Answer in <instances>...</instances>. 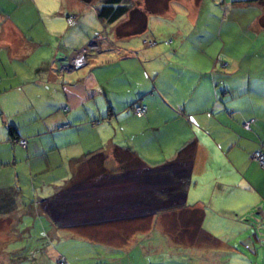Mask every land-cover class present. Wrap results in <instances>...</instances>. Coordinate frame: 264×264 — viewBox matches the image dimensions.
<instances>
[{"label": "crops", "instance_id": "1", "mask_svg": "<svg viewBox=\"0 0 264 264\" xmlns=\"http://www.w3.org/2000/svg\"><path fill=\"white\" fill-rule=\"evenodd\" d=\"M123 1L109 23L104 0H0V222L37 215L56 229L50 243L99 246L109 260L214 264L200 249L231 251L264 227L252 158L264 144V0H228L188 46H147L184 35L148 24L184 10L197 28L206 0ZM101 32L109 48L62 67L58 53Z\"/></svg>", "mask_w": 264, "mask_h": 264}, {"label": "rangeland", "instance_id": "2", "mask_svg": "<svg viewBox=\"0 0 264 264\" xmlns=\"http://www.w3.org/2000/svg\"><path fill=\"white\" fill-rule=\"evenodd\" d=\"M209 1L210 4H208ZM226 2H228V0H221V6L217 4L214 6L213 0H206L204 4V16L201 13L197 28L193 27L194 23L191 27L192 23H189L187 19H185L183 15L185 13L184 10L179 11L182 12L181 18H177L174 22L159 20L155 21L153 25L149 23L148 28L155 30L156 34H162L158 32L167 30L180 29L184 34L182 38L170 36V40H166L171 41L170 45L178 44L182 40H185L184 46L191 45L190 41L194 39L195 34L203 28L209 29L210 18H215L217 20V18L225 12L224 7H226ZM207 5L208 7H206ZM203 17H205L206 20ZM74 22L75 20L72 24H74ZM169 32L172 31L166 33ZM154 41L159 45H165L163 44L164 39H155ZM242 43H245V41ZM110 46L111 42L108 40L107 46H103L98 51L91 50L89 52L93 54L96 53L95 55H97V52L109 48ZM147 46L150 45L148 44ZM122 198H124V196H122ZM122 200L124 201V199ZM42 221H40L36 215L34 218L31 217L29 222L25 220L20 223H15L14 221L7 223L0 222V237H7L4 243H0V260L3 256L8 259V261H2L3 264H138V260H135V258L109 260L103 257L102 254H99L97 250L99 246H95L93 251L92 249L90 250L89 246L86 244H71L63 241L61 244L50 243L51 240H53V242L57 241L55 238L52 239L54 235L53 230L55 231L56 229H54L52 225ZM250 230L256 233V236L259 238L258 240L254 237L250 238L252 236H247V233H245L244 235L246 238L239 235L236 242L230 243V246L234 247L231 251L226 250L228 247L227 245L220 248L205 246L206 248L200 249V251L208 255H213L214 258L217 257L214 264H264V227ZM195 246L198 247V245ZM196 250L197 249H195V251ZM60 256L64 258L59 260ZM206 262L209 263L210 261ZM185 264H202V262L197 256Z\"/></svg>", "mask_w": 264, "mask_h": 264}, {"label": "built area", "instance_id": "3", "mask_svg": "<svg viewBox=\"0 0 264 264\" xmlns=\"http://www.w3.org/2000/svg\"><path fill=\"white\" fill-rule=\"evenodd\" d=\"M67 23L70 25L72 22L75 20L74 15H69L67 18ZM145 44H149L150 46H154L155 42L154 41H149L147 42L144 40ZM108 45V37L105 32L98 33L85 47H83L81 50L77 51L74 53L73 56L70 57V65L71 67H80L83 66L86 63V55L87 53H92L89 52L91 50L98 51L100 50L103 46ZM146 107L142 104L138 105L135 107L134 112L138 116H143L145 114ZM245 127H247V123L244 124ZM20 144L22 147L25 146V141L20 140ZM253 159L258 162V165L260 168L264 169V150L259 149L253 153Z\"/></svg>", "mask_w": 264, "mask_h": 264}, {"label": "trees", "instance_id": "4", "mask_svg": "<svg viewBox=\"0 0 264 264\" xmlns=\"http://www.w3.org/2000/svg\"><path fill=\"white\" fill-rule=\"evenodd\" d=\"M82 1L90 2V0H82ZM206 7H208V5ZM128 10H129L128 4H126L123 0H104L103 5L98 10L97 15L99 16V18H101V19L105 18V20H107L109 23H112L115 20L121 18ZM165 41H167V42H165ZM165 41H164V44H169V42H170L169 40H165ZM154 42H155V44H157L156 41H154ZM246 123L248 126L247 127L244 126V128L249 129V122H246ZM8 135L11 138V140L15 144L19 145L20 147H22V145L20 144V140H24L25 146L22 148L26 147L27 139L20 137L16 128H14V127L9 128L8 129ZM189 146H191V145H189ZM259 149L264 150V144H259L258 147L253 151V153ZM253 153H252V158H253ZM255 162H256L257 166L259 167L258 162L257 161H255ZM260 169L264 171V169H262V168H260ZM212 241H214V240L212 239Z\"/></svg>", "mask_w": 264, "mask_h": 264}, {"label": "water", "instance_id": "5", "mask_svg": "<svg viewBox=\"0 0 264 264\" xmlns=\"http://www.w3.org/2000/svg\"><path fill=\"white\" fill-rule=\"evenodd\" d=\"M59 55H60V53L57 54V57H59L61 63H63L62 67H63L64 69H67V68H68V69H71L72 67H71V65H70V63H69V61H70V57L64 60V58L62 57V55H60V56H59Z\"/></svg>", "mask_w": 264, "mask_h": 264}]
</instances>
